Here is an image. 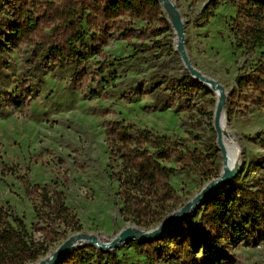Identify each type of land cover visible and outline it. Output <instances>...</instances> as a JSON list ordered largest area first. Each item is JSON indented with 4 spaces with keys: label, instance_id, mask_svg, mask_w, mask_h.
I'll return each instance as SVG.
<instances>
[{
    "label": "rangeland",
    "instance_id": "374dc122",
    "mask_svg": "<svg viewBox=\"0 0 264 264\" xmlns=\"http://www.w3.org/2000/svg\"><path fill=\"white\" fill-rule=\"evenodd\" d=\"M55 1H29L48 35V9ZM172 1L184 21L192 66L221 84L229 96L243 62L259 57L235 47L229 26L237 15L236 0ZM210 12L213 16L206 18ZM163 18L168 20L162 7L161 13L143 17L123 13L107 24L85 19L84 59L59 64L37 58L33 40L11 43L8 25L14 19L7 6L0 8V203L28 226L40 251L36 262L76 234L107 243L128 227L154 229L221 174L223 156L214 116L209 115L218 99L196 80L200 86L191 96L179 92L176 82L190 73L175 49L172 25L168 20L171 27L166 30ZM234 102L225 106L228 130L240 150L231 184L253 186L264 178V148L249 137L264 132V103L255 105L244 95H236ZM117 122L184 146L179 148L181 157L175 153L162 162L178 173L157 184L158 192L172 187L174 197L155 204L149 217L121 212L124 201L118 180L111 176L106 143L108 125ZM43 189L51 203L40 196ZM60 201L70 209V219L58 212ZM169 230L156 239L159 255L153 264H184L182 248L174 245ZM131 241L98 250L115 254L125 264H151ZM230 250L233 264H264V243Z\"/></svg>",
    "mask_w": 264,
    "mask_h": 264
},
{
    "label": "trees",
    "instance_id": "16d2710c",
    "mask_svg": "<svg viewBox=\"0 0 264 264\" xmlns=\"http://www.w3.org/2000/svg\"><path fill=\"white\" fill-rule=\"evenodd\" d=\"M30 0H0L12 13L13 23L8 25L9 41L20 45L35 42L36 57L59 64L81 62L86 41L84 20L101 24L127 13L143 17L150 12L161 13L157 0H56L50 2L48 15L50 35L44 33L43 18H37L30 9ZM48 7V5H47ZM215 7V6H214ZM237 15L232 19L230 31L237 49L257 54L258 58L245 60L235 87L227 97L233 105L234 97L244 95L250 102L264 103V0H236ZM82 14H79V12ZM213 12L206 18L213 16ZM169 30L171 25L162 19ZM105 73V70H99ZM178 90L191 96L200 84L190 75L176 82ZM22 95V94H20ZM22 98V97H21ZM20 104V103H19ZM23 106V105H22ZM211 118L214 111L209 114ZM264 148V132L249 137ZM106 143L110 150L111 176L119 182V195L124 201L121 212L147 215L159 207L158 203L174 197L169 185L158 192L159 181L178 173L177 168L163 165L173 154L183 153V145L154 134L151 130L132 123H110ZM219 174H216L217 178ZM26 190L31 185L23 180ZM42 199L51 203L48 191L41 190ZM58 198V197H57ZM38 215V209L35 206ZM58 212L70 219V209L58 202ZM158 219V223L163 220ZM150 226L149 223H145ZM28 226L10 207L0 203V264H29L38 260L40 251L33 245ZM173 243L182 248L184 264H233L231 247L264 243V178L253 186L229 184L215 191L196 211L174 224L169 230ZM137 254L146 252L153 264L159 254L158 241L130 242ZM57 264H125L113 253L99 251L93 245L78 247L61 258Z\"/></svg>",
    "mask_w": 264,
    "mask_h": 264
},
{
    "label": "water",
    "instance_id": "95a60500",
    "mask_svg": "<svg viewBox=\"0 0 264 264\" xmlns=\"http://www.w3.org/2000/svg\"><path fill=\"white\" fill-rule=\"evenodd\" d=\"M160 2L164 11L168 15L172 28L176 36L175 49L180 54L182 61L190 73L191 77L199 83L206 82L210 87H214L221 91L220 99L217 100L216 108L214 111V130L217 134L218 148L222 154L225 155V149L222 145L223 131L220 126L221 116L225 115V106L227 103V92L225 88L217 81L203 75L200 71L196 70L189 59L185 46V29L184 21L176 8L175 4L170 0H157ZM204 85V84H203ZM208 86V88H209ZM207 87V86H206ZM210 89V88H209ZM211 90V89H210ZM212 91V90H211ZM237 169L230 168L227 165L223 166L221 174L208 182L203 189L192 199L186 202L182 207L169 214L156 228L144 231L139 228L128 227L120 232L112 241L104 243L88 234H76L66 239L60 244L54 252L47 255L45 258L33 264H57L58 261L66 254L72 252V246L77 241L85 240L86 244L95 246L101 250L110 251L116 248L120 243L130 240H137L140 242L153 241L159 239L166 231H168L174 224L181 222L187 218L192 212L196 211L199 207L203 206L204 202L217 190L228 186L232 179L235 177Z\"/></svg>",
    "mask_w": 264,
    "mask_h": 264
},
{
    "label": "bare ground",
    "instance_id": "6f19581e",
    "mask_svg": "<svg viewBox=\"0 0 264 264\" xmlns=\"http://www.w3.org/2000/svg\"><path fill=\"white\" fill-rule=\"evenodd\" d=\"M170 1L173 2L172 0ZM203 84L207 87L209 86L206 82H204ZM209 88L214 92L217 99L219 100L221 91L214 87L209 86ZM220 126L223 131L222 145L225 149V155L223 156V166L227 165L230 168L237 169L240 164V159H239L240 150L234 138L235 136L228 130L227 120L224 114L221 116ZM83 244H85V240L77 241L75 242V244L72 246L71 249L75 250L76 248L80 247Z\"/></svg>",
    "mask_w": 264,
    "mask_h": 264
}]
</instances>
